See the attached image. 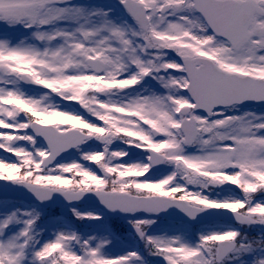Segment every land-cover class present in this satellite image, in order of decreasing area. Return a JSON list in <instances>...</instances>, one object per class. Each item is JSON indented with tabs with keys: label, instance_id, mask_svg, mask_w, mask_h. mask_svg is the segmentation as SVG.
Returning <instances> with one entry per match:
<instances>
[{
	"label": "snow or ice",
	"instance_id": "obj_1",
	"mask_svg": "<svg viewBox=\"0 0 264 264\" xmlns=\"http://www.w3.org/2000/svg\"><path fill=\"white\" fill-rule=\"evenodd\" d=\"M0 264H264V0H0Z\"/></svg>",
	"mask_w": 264,
	"mask_h": 264
}]
</instances>
